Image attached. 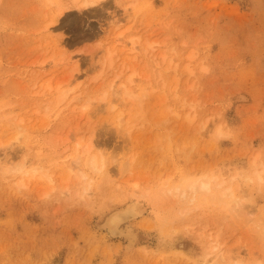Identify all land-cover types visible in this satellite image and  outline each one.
I'll return each mask as SVG.
<instances>
[{"label": "rangeland", "instance_id": "rangeland-1", "mask_svg": "<svg viewBox=\"0 0 264 264\" xmlns=\"http://www.w3.org/2000/svg\"><path fill=\"white\" fill-rule=\"evenodd\" d=\"M71 9L0 0V156L25 163L0 164V264H264V0ZM201 174L243 205L162 191ZM132 200L137 236L109 237L101 205Z\"/></svg>", "mask_w": 264, "mask_h": 264}, {"label": "bare ground", "instance_id": "bare-ground-1", "mask_svg": "<svg viewBox=\"0 0 264 264\" xmlns=\"http://www.w3.org/2000/svg\"><path fill=\"white\" fill-rule=\"evenodd\" d=\"M103 1H105V0H47L48 3L53 5L55 16L58 18L63 13H66V12L72 10L71 8H73V7H79L80 9L83 8V9L87 10V9L98 6ZM46 28H47V26H46ZM49 30L52 31L51 28ZM46 31H47V29H46ZM47 32H49V31H47ZM130 40L134 41L135 39L133 37H131ZM68 85L71 86V84H69V83H68ZM109 86H110L109 88L112 87V82L110 83ZM77 88H78V85H77ZM124 88H125L124 93L126 95L131 96L132 94H131L129 88H127V86H124ZM74 90H76L75 86L67 87L66 90L63 89V91L61 93L59 92L60 93L59 96L60 97H63L64 95L65 96L66 95L71 96V95H73ZM103 93H102L103 95L100 97L101 101L106 99L105 97H106L107 92H103ZM113 94H115V93L113 92ZM113 94L110 96H113ZM69 96H66L64 99L67 100L66 98ZM70 98L73 99V97H70ZM111 99H108L107 101L109 104L111 103L110 108L113 109L114 105L112 103H114V100H116V98L114 99V96H113V97H111ZM88 104H86L84 106H87ZM216 133H219V127L216 129ZM14 134L17 135L19 133L16 132ZM12 138L15 140L18 139L17 137H14V136ZM77 145H80V143L77 142ZM89 149H90V146L86 144L83 152L85 155L84 158H85V165H86L87 169L91 173L100 174L101 176H103V175L108 176V170L106 168V162L104 161V159L100 156H97L96 154H90ZM74 153H76V150L74 151ZM11 157L13 158V156H11ZM11 157H9L7 155V153H4L2 156H0V164H3L4 166H6L8 171H10V172L13 171L16 174H17V172L20 173L21 171H23V169L25 168L24 161L17 163L15 161H12ZM79 160H80V156L75 154V158H74L75 163L74 164L79 162ZM32 169H34V168H31V170ZM67 169H68V172L72 170V168L70 166ZM77 170H79V169H77ZM78 173L80 176V179H79L81 181L80 183H83V181L87 180L86 184L84 182L85 185L83 186L80 195L82 197L90 195L91 192H88V191L91 190V189H89V187H90V184H92L91 181L94 178H92V176H90L88 174L89 172H86L85 170H81ZM239 175L240 174H238V176ZM236 176L237 175H235L234 178L233 177H231V178L235 179ZM47 177L50 180L49 175ZM218 177L219 176L215 175V174H213V175L201 174V175L193 177V178H188L187 175H184V180L180 181L179 183L169 184L168 182H164L162 191L168 193L171 197H173L175 199H180L183 197L186 198L189 195H191L190 199L192 200L194 194H198L199 196L202 197V199H206V200H210V201H214V202H222V203H224V205L230 207V209H232L234 207H238V208L241 207L243 205V202H242L243 199L240 198L237 195L238 193H236L234 191V189L231 186L232 185L231 182L229 183L228 186L223 187L224 179L217 180ZM249 178L251 179L252 177H249ZM256 179L259 180V182H261V176L259 174L256 176ZM263 181H262V183H264ZM133 184H134L133 186L136 185V183H133ZM143 211H144L143 207L141 206L140 202L137 200H134V201L132 200L123 206L114 205V204L113 205H107V204L103 203L101 205V210H100V214H99V221L102 223V227H104L103 229H105L106 234L109 237L131 240L137 236V234L134 233L133 226H132L131 222L133 220L137 219L138 217H140L142 215ZM173 231L175 232L176 228H173ZM130 247H132V246H130ZM130 247H129V249H130Z\"/></svg>", "mask_w": 264, "mask_h": 264}]
</instances>
